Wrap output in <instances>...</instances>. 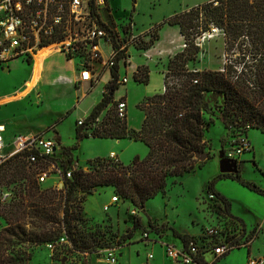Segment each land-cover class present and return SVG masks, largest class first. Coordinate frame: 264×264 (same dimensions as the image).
I'll list each match as a JSON object with an SVG mask.
<instances>
[{"label":"trees","instance_id":"1","mask_svg":"<svg viewBox=\"0 0 264 264\" xmlns=\"http://www.w3.org/2000/svg\"><path fill=\"white\" fill-rule=\"evenodd\" d=\"M165 24L178 27L184 47L167 63L165 92L146 99L139 106L145 114L141 129H129L126 119L117 115L118 102L113 99L118 81L115 67L110 71L111 80L101 101L85 118L84 125H77L75 130L78 141L89 137V130L94 138L141 141L148 148L147 157L143 160L137 157L128 165L110 156L89 160L66 180L65 191H57L38 184L36 172L26 169L24 161L16 156L7 166L14 163L23 168L24 181L20 185L19 199L11 201L0 211L8 225L0 231V264H29L30 253H14V250L7 253L13 239L40 246L56 241L63 231L73 249H65L62 257L65 253L81 251L91 254L113 246L110 217L93 222L84 214L82 205L86 194L92 195L98 187H110L113 195L121 201H129L134 208L144 211L149 199L167 194L169 180L202 167L204 161L195 159V153L207 147L205 134L215 118L226 129L224 141L231 136L232 128L242 136L248 129L264 133V0H211L188 7L155 24L150 40L139 44V48L152 47L159 39L158 30ZM212 27L223 29L226 50L239 52L240 57L236 58L239 67L226 64L222 70H190L188 63L197 60L201 51L197 40ZM148 72V68L139 67L134 74L135 80L146 82ZM71 112L69 110L59 121ZM98 117L99 123L91 127ZM72 150V147H63L56 154L63 172L73 166ZM208 155L210 157V153ZM219 177L236 180L263 194L255 184L241 178L240 168L237 174H221ZM215 182L216 179L209 182L206 195L208 198L213 193L216 198L208 200L227 218L232 233H245L243 222L230 214V203L214 190ZM129 216L132 218L131 237L141 225L138 218L130 213ZM154 224L148 219L151 231L170 230L183 246L189 241L199 246L210 245L203 237L204 230L201 235L190 236L167 225L157 228ZM249 246L246 247L248 258ZM58 250L51 256L52 264H62L63 258L58 259L62 252ZM227 255L218 257L216 262Z\"/></svg>","mask_w":264,"mask_h":264},{"label":"rangeland","instance_id":"2","mask_svg":"<svg viewBox=\"0 0 264 264\" xmlns=\"http://www.w3.org/2000/svg\"><path fill=\"white\" fill-rule=\"evenodd\" d=\"M202 1L205 0H111L117 16L115 13L113 14L111 6H109L110 12L103 13L111 27L123 31L124 38L121 35L120 37L130 56L128 71L121 62L119 63L117 88L113 93L115 102L123 99L129 106L126 111V115L129 114L127 123L129 129L138 131L141 128L144 112L139 106L142 102L163 93V76L167 70V63L183 49L184 40L177 27L165 24L158 30L159 39L153 42L152 47L143 49L139 48V44L147 43L155 32L153 26L174 14L181 3L185 6V4ZM213 29H217V27H212L197 40L201 51L197 60L188 63L190 70H222L226 64L239 67L240 64L236 60L240 57L239 52L234 53L226 50L224 33L222 31L214 32ZM131 36H134L133 41L129 40ZM102 45L101 49L105 56L108 48L106 45ZM57 52H59L57 49L46 50L37 63L29 62V65L23 63L21 59L12 61L10 71L6 67L0 66V129L2 128L4 131L7 127L21 134L38 131H54L56 133L51 124L55 123L60 114L66 113L63 112V106L65 102L67 103L66 100L73 99L75 94L80 98V105L77 108L78 117L88 114L92 104L91 91L87 90L89 95L82 98V92H76L72 86H51V81L60 73L71 72L74 69L71 63L63 66ZM139 67L148 68L146 82L136 81L134 78ZM100 73L97 85H99V94L101 95L102 90L111 80V74L109 70L105 69ZM123 77H127L126 83L121 82ZM61 78H63L62 82L58 80L56 82L59 84L72 83V80L66 77ZM172 80L173 78H170V81ZM174 80L176 81L175 78ZM73 112L60 125L59 131L62 143L73 148L76 155L74 162L78 166L84 167L89 160L95 158H108L111 152L120 156V162L124 165L130 164L137 157L141 160L147 157L148 148L141 141L123 139L121 142H115L112 139L94 137L82 138L78 141L75 136L77 117L73 115ZM216 115L218 116V112ZM206 117L208 118V116ZM225 133L226 129L223 123L215 118L214 123L209 126L205 134V140L208 143L204 152L210 153V157L204 161L201 168L186 174L182 179H177V184L172 185V181H176L175 179L169 180L168 194L149 199L145 204L146 211L134 208L129 201L119 200L116 204L112 203L113 193L110 187H98L92 195L86 194L82 208L91 221L111 217L118 222L113 225L110 218L112 225L110 238L113 245L119 248L116 264H147L149 254L154 256L149 260L150 264H181L167 256L166 249L161 243L153 242L156 241L157 235L163 242L164 238L165 241H169L170 238L165 237L167 230L152 229L153 231H151L147 226L148 219L157 223L169 220L183 229L199 232V235L208 226L215 224L225 226L229 238L235 240L232 234V225L229 224L223 213L218 212L216 205L208 200L207 195L203 194L205 185L221 174L218 166L219 152H224L229 146L235 145L234 141L242 136L237 129L232 128L231 136L224 141ZM245 136L251 150L244 152L239 159L242 160L239 164L240 176L244 181L255 184L263 194L249 189L236 180L233 182L231 179L216 181L214 190L218 187L225 190L227 196L233 201L232 208L238 215L246 218L249 224L261 225L262 231L253 245V254L250 256L258 258L264 256V133L257 129H248ZM24 172L23 168L15 166L14 163L8 165L4 171V181L7 187L14 192L12 201L19 199L18 193L20 185L24 181ZM56 176V174L51 175L41 184L42 187L52 188L58 180ZM105 205L109 206L107 211L103 210ZM4 206L0 205V211ZM131 210L137 211L135 218H138L142 225L136 230V234L134 233L130 237L132 218L129 213L131 214ZM197 212L201 227L192 226V216H195ZM157 223L154 224L157 228L162 225ZM164 225L166 224L164 223ZM7 226L0 214V231ZM145 233H150L147 242L142 237ZM250 233L249 230L245 237V243L252 239V236H249ZM169 235L174 239L177 238L171 232ZM240 240H243V236ZM11 250H14V253L17 251L30 253L32 258L29 264H50L51 251L45 245L36 246L29 242L20 243L13 239L7 253ZM64 252L58 256V259H64V262L62 260L63 264H106L102 261L103 254L100 252L90 254L89 252L75 251L65 253V256L62 257ZM120 254L122 256H119ZM205 260L208 264H214L216 262L214 253L207 252ZM248 262V248L244 247L231 251L226 258L215 264H248Z\"/></svg>","mask_w":264,"mask_h":264},{"label":"built area","instance_id":"3","mask_svg":"<svg viewBox=\"0 0 264 264\" xmlns=\"http://www.w3.org/2000/svg\"><path fill=\"white\" fill-rule=\"evenodd\" d=\"M107 6V0H0V66L8 68L12 61L19 59L32 62L41 51L57 49L65 58L79 61V82L97 81L103 69L111 71L116 67L118 75L120 62L128 71L130 56L120 37L121 35L124 38L123 31L111 27L104 18L103 13L107 11ZM213 31L224 33L220 28ZM129 40L133 41L134 36L129 37ZM102 44L108 48L106 59L100 48ZM164 78L165 74L163 84ZM62 79L59 77L56 81L62 82ZM127 81V77H123L121 82ZM126 111L125 100L118 101L116 107L118 117L126 119ZM99 121L98 117L91 127L96 126ZM84 123L85 119L77 121L78 126H83ZM89 134V137H92L91 130ZM234 142L236 144L226 148L223 153L225 158L239 163L241 155L250 151L251 146L245 135L238 137ZM59 151L56 141L46 137L43 132L17 134L8 141L1 128L0 205L10 203L14 197V192L7 187L3 174L7 164L16 156L24 161L26 169L36 172L38 184L44 183L51 175L56 174L58 180L51 189L65 191L66 180L71 179L73 171L80 166L74 162L71 168L63 172L57 161L56 154ZM111 158L117 160L114 155H111ZM208 198L216 197L210 193ZM119 200L115 195L111 198V202L115 204ZM108 208L109 206L105 205L103 210L107 211ZM131 215L137 217V211L131 210ZM228 234L225 226L215 224L203 232V237L210 245L199 246L194 241H189L181 247L165 242L162 245L167 256L177 263L208 264L204 257L206 252L211 251L216 257H220L240 247L246 248L253 239V236L249 235L252 239L245 243L246 233L234 231L232 234L235 240L230 239ZM242 236L243 240H240ZM142 237L145 242L149 241V233ZM45 246L51 251V256L57 248L62 253L65 249H73L65 231L56 241ZM118 250L116 245L100 249L99 252L103 254L102 261L106 264H116ZM152 258L153 255L149 254L148 259ZM248 264H264V256L250 257Z\"/></svg>","mask_w":264,"mask_h":264},{"label":"crops","instance_id":"4","mask_svg":"<svg viewBox=\"0 0 264 264\" xmlns=\"http://www.w3.org/2000/svg\"><path fill=\"white\" fill-rule=\"evenodd\" d=\"M177 1H181V0H177ZM208 1H211V0H205V1H202V2H196V3H192V4H185V6L184 5H182V3L179 5V8H178V10H176L175 12H178V11H181V10H184V9H186V8H188V7H191L192 5L194 6V5H198V4H201V3H204V2H208ZM107 3H109V5L108 6H111V8L113 9V14L115 13L116 14V11H115V7L113 6V3L111 2V0H107ZM140 3V2H139ZM139 5V4H138ZM180 9V10H179ZM174 12V13H175ZM116 16H117V14H116ZM177 29H178V27H177ZM178 32H179V29H178ZM179 34H180V32H179ZM183 38V37H182ZM103 45H101V47H102ZM100 47V48H101ZM52 50V49H51ZM44 53V51H41L39 54H38V56L36 57V59L34 60V61H32L31 63H37L38 61H39V59L41 58V56H42V54ZM103 53V52H102ZM57 55L59 56V58H60V61H61V63H62V65L63 66H66L68 63H71L72 64V66L74 67V69H72V71L71 72H62V73H60L59 74V76H57L56 78H54L53 79V81H51V86L52 87H56V86H58V85H67V86H72L73 88H74V90L77 92V91H81L82 92V98H86L89 94L86 92L87 90H89V91H91V93H92V104H91V108H90V111L88 112V114H86V115H84V116H82V117H78V113H77V108L79 107V105H80V98L79 97H77V94H75V96H74V98L73 99H71V100H66L67 101V103L65 102V104H64V106H63V108H64V113L66 112H68L69 110H72V112H73V115H76V117H77V119H76V122H75V130H76V126H77V121L78 120H80V119H85L88 115H89V113L92 111V109L94 108V106L96 105V104H98L100 101H101V99H102V97H103V93H104V91H105V88H104V90H102V94L100 95L99 94V85H97V82L99 81V79L97 80V81H94L93 83H90V82H79L78 81V76H79V61L77 60V59H67V58H65L64 57V55L62 54V53H60V52H57ZM103 56H104V54H103ZM107 56H108V53H106V55L104 56V58L106 59L107 58ZM22 60V62L23 63H26V64H28L29 65V62L30 61H27V60H23V59H21ZM10 68H11V65H9V67L7 68L8 69V71H10ZM67 68V67H66ZM100 68V67H99ZM99 70H101V69H99ZM59 77H66V78H68V79H70V80H72V83H62V84H59V83H57L56 82V79L57 78H59ZM77 81V82H76ZM95 87V88H94ZM97 87V88H96ZM91 89H93V90H91ZM95 89V90H94ZM93 91V92H92ZM100 95V96H99ZM69 101V102H68ZM129 106H128V104H127V108H128ZM65 113V114H66ZM64 114V115H65ZM63 114H60L59 115V118H57L56 119V121H55V123H53V124H51V125H53V127H54V130L56 131V133H54V131L53 132H46V131H38V132H43L45 135H46V137H48V138H52V139H54L55 141H56V143L58 144V149H60V151L62 150V148L63 147H68V146H66V145H64V142L62 143V136H61V133H60V131H59V127H60V125L63 123V121L66 119H63V120H60L59 121V119H61V117H63L62 116ZM144 118H145V114H144V116H143V120H142V123H143V121H144ZM126 121H127V123H128V121H129V114H128V116H127V118H126ZM51 125H49V126H51ZM141 127H142V125H141ZM141 129V128H140ZM34 133H37V132H34ZM17 134H21V133H19V132H17L16 130H14V129H10V128H5V130H4V136H5V139L6 140H8V141H10L15 135H17ZM29 134H31V133H29ZM226 134V133H225ZM24 135H26V134H24ZM112 140H114L115 142L117 141V142H121L123 139H121V140H116V139H112ZM129 140V139H128ZM121 144V143H120ZM71 154H72V158H73V160H74V158L76 157V155H75V153L73 152V150L71 151ZM111 155H114L115 157H116V159L117 160H121L120 159V156H118L117 154H114L113 152H111L110 153V157H111ZM241 159V158H240ZM242 162V160H239V163L238 164H240ZM241 170V169H240ZM186 175V174H185ZM184 175V176H185ZM221 175V174H220ZM220 175H218V176H216V177H214V179H216V181H221V180H228L229 178H220L219 176ZM184 176L183 177H181V178H178V180L179 179H182V178H184ZM176 181H174V183L175 184H177V179H175ZM231 180H233V179H231ZM233 182H235V180H233ZM174 183H172V185H174ZM208 184H209V182L205 185V187L203 188V194H206L207 193V189H208ZM169 187H168V190H167V194H168V191H169ZM216 192H218V193H220L223 197H225L226 199H227V201L230 203V214L232 215V216H234V217H237L238 219H240L242 222H243V225H244V229H245V233L247 234V232H249V230L251 231V233H250V235H252L253 236V239H252V241H251V243H250V246H249V249H250V256L253 254V245H254V243H255V241H256V239H257V237H258V235L261 233V231H262V227H261V225H257V224H255V225H253V224H249V222H248V220L246 219V218H244L243 216H240V215H238L235 211H234V209L232 208V199H230L228 196H227V194H226V192H225V190H222V189H220L219 187L215 190ZM166 194V195H167ZM202 194V195H203ZM145 209V208H144ZM146 211V210H145ZM84 214L86 215V212H84ZM196 215L195 216H192V226H199V227H201L202 226V224H201V222H200V219H199V214H198V212L197 213H195ZM87 216V215H86ZM111 218V217H110ZM104 218H100L99 220H95V219H93L94 221H98V222H101L102 220H103ZM111 220H112V223H113V225L116 223H118L114 218H111ZM152 222H153V220H151ZM154 223H157V222H155L154 221ZM166 224L168 227H171V228H174L175 230H177L180 234H188V235H190V236H198L199 234V232H197V233H195L194 231H192V230H190V229H183V228H181V227H179V226H177L176 225V223L175 222H170L169 220H166V221H164V222H159V223H157V224ZM141 225H142V223H141ZM148 226V225H147ZM202 229V228H201ZM169 232H171L170 230H167V235L165 236L166 238H170V240L169 241H165V238H164V242L165 243H170V244H173V245H175V246H177V247H181L182 246V244H181V242H180V239L179 238H172V237H170V235H169ZM172 233V232H171ZM135 234H136V232H135ZM154 234H156V233H154ZM157 235V234H156ZM149 236H150V233H149ZM157 239H156V241H154V243H161V245H162V243H163V241L160 239V237L157 235V237H156ZM127 244H128V242H127ZM119 256H122V254H120ZM153 258H154V256H153ZM152 258V259H153ZM215 258H216V261H217V258L218 257H216L215 256ZM226 258V257H225ZM223 260V259H222ZM49 261H50V264H52V259H51V256H50V258H49ZM221 261V260H220ZM219 261V262H220ZM216 263H218V262H216ZM147 264H150V262H149V260H147Z\"/></svg>","mask_w":264,"mask_h":264},{"label":"water","instance_id":"5","mask_svg":"<svg viewBox=\"0 0 264 264\" xmlns=\"http://www.w3.org/2000/svg\"><path fill=\"white\" fill-rule=\"evenodd\" d=\"M208 157V153L204 151L195 153V159L200 162L207 160ZM218 166L221 174H237L239 172L238 162L225 158L222 151L218 154Z\"/></svg>","mask_w":264,"mask_h":264},{"label":"flooded vegetation","instance_id":"6","mask_svg":"<svg viewBox=\"0 0 264 264\" xmlns=\"http://www.w3.org/2000/svg\"><path fill=\"white\" fill-rule=\"evenodd\" d=\"M239 168H240V166H239Z\"/></svg>","mask_w":264,"mask_h":264}]
</instances>
